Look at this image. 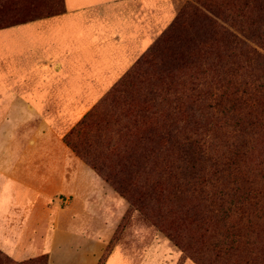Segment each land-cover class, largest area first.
Instances as JSON below:
<instances>
[{"label": "rangeland", "instance_id": "374dc122", "mask_svg": "<svg viewBox=\"0 0 264 264\" xmlns=\"http://www.w3.org/2000/svg\"><path fill=\"white\" fill-rule=\"evenodd\" d=\"M14 1L16 12L3 11L1 5L6 6L8 0H0V20L14 16L28 21L64 10L63 0ZM150 1L148 15L153 10V21L148 25V45L120 78L162 35L179 10L192 2ZM245 41L250 49H243L244 55L236 56L232 65L226 63L228 58L217 60L211 54L202 58L195 71L185 67L170 74L163 71L162 64L170 54L164 50L161 57H149L150 62L143 63L129 77L132 86L116 94L121 99L139 97L157 81L153 90L175 104L171 100L195 97L204 85L218 93L238 90V96L247 88L252 92L247 100L251 109L232 112L223 99L211 112L203 114L206 121L183 126L175 139L156 147L153 153L152 146H123L120 138L125 132V118L110 103L103 110L107 126L86 130L103 166L132 199L120 193L64 141V135L120 78L100 91L97 100L73 102L81 106L77 116L64 114L73 112L70 107L68 111L48 107L39 116L2 118L1 185L5 189L13 179L17 198L14 213L3 221L0 232L4 235L0 238V264L24 262L41 255L47 256L46 264H199L191 255L210 264H264V210L239 209L236 203L241 191L252 195L257 190L264 192V67L257 62L263 69H255L254 61L259 58L250 52L254 48L264 55V49L247 38ZM174 45L173 41L170 48ZM215 78L225 79L220 89L211 82ZM195 86L197 90L190 92L189 88ZM254 99L261 104L252 102ZM205 102L212 100L207 97ZM191 140L204 156L196 161L195 170H188V177L182 178L179 166L180 162L189 165L186 152ZM107 142L115 144L118 152H109ZM30 184L35 189L31 194ZM230 198L233 204H229ZM3 202L5 198L0 194V204ZM50 233L57 238L45 251L47 245L43 242ZM12 239L19 248L34 251V245H39L38 250L32 255H17L13 253Z\"/></svg>", "mask_w": 264, "mask_h": 264}, {"label": "crops", "instance_id": "0c3cea01", "mask_svg": "<svg viewBox=\"0 0 264 264\" xmlns=\"http://www.w3.org/2000/svg\"><path fill=\"white\" fill-rule=\"evenodd\" d=\"M63 3L60 13L0 28V126L2 118L39 116L48 107L61 111L70 107L73 112L64 114L77 116L81 106L73 102L97 100L99 92L120 78L147 47L153 21L148 0ZM2 182L0 176L5 198L0 204V232L3 221L14 213L17 198L14 180L5 189ZM34 190L30 184V194ZM55 238L50 233L43 242L45 251ZM15 240L10 243L17 255L38 250L39 245L34 251L19 248Z\"/></svg>", "mask_w": 264, "mask_h": 264}, {"label": "trees", "instance_id": "16d2710c", "mask_svg": "<svg viewBox=\"0 0 264 264\" xmlns=\"http://www.w3.org/2000/svg\"><path fill=\"white\" fill-rule=\"evenodd\" d=\"M193 2H196L198 6L194 5ZM16 4L17 2L8 0L6 6L1 5L2 10L6 9L16 12ZM13 17L1 18L0 28L25 22V20L14 19ZM245 38L264 49V0H192V2H187L147 52L139 57L131 69L112 86L102 100L64 135V141L83 157L94 170L101 174L106 181L115 185L120 193L132 199L125 188L113 181L111 172L100 161L98 150L93 148L89 142L86 130L92 128L96 130L107 126L108 121L103 116V110L110 103L125 118L123 126L125 132L122 133L123 135L120 138V142L124 144L123 146H152L151 153H153L156 147L159 148L160 145L175 139L183 126L196 124L197 120L206 121V115L203 114L211 112L223 99L230 105L232 112L242 111L241 109L247 107L251 109L252 107L249 106L247 100L252 92L247 88H244L241 91L242 95L238 96V90L235 91L237 93L227 92L226 90L218 93L213 92L207 85H204L202 88H198V91L195 92V97L188 95L171 100L175 104L165 101L163 96L153 90L157 81L152 84L151 88H147L148 91L146 90L145 94L139 97L131 96V98L121 99L116 94L124 90L125 87L132 86V83L129 82V77L143 63L150 62L151 58L149 57L156 54L161 57L164 50H169L170 54L168 60L162 64L163 71H167L168 74L177 73L178 70L185 67L195 71L201 64L202 58H205V56L209 58L211 54H214L217 60L221 59V57L228 58L226 63L232 65L236 56L244 55L243 49H250ZM173 41L175 45L170 48ZM250 52L256 54L259 58V60L256 59L254 61L256 62L255 69L262 71L264 55L254 48ZM257 62L262 64L263 67H260ZM224 80V78H215V82L214 80H211V82L215 83V89H220V83ZM229 83L227 81L226 84L228 85ZM196 86L189 88V91L197 90ZM262 86L261 84L260 87ZM243 96L247 98L242 99L241 97ZM207 97L212 100L211 103L205 102ZM252 102L257 105L261 104L256 102L255 99ZM164 105L169 106L164 108ZM246 114L249 115V112H246ZM246 123L249 125L253 124ZM106 145L109 146L107 149L109 152H118L115 144L107 142ZM195 147V141L191 140L188 142L186 162L189 165L180 162L182 166H179V174L182 178H187L189 175L188 170H195L196 161L201 160L204 156V151L197 150ZM233 201L231 199L229 204H233ZM236 203L240 204L239 209L243 207L248 209L258 207L259 210H264V192L257 190L252 195L249 191H241V196L236 198ZM262 215L264 216V211ZM168 236L176 241L170 233H168ZM191 259L198 261L199 264H210L195 255H191ZM46 260L47 256L41 255L36 259L11 264H46ZM247 262L249 261H245V264Z\"/></svg>", "mask_w": 264, "mask_h": 264}]
</instances>
